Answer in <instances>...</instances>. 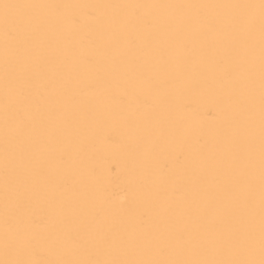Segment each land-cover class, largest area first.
Instances as JSON below:
<instances>
[{
  "label": "snow or ice",
  "instance_id": "1",
  "mask_svg": "<svg viewBox=\"0 0 264 264\" xmlns=\"http://www.w3.org/2000/svg\"><path fill=\"white\" fill-rule=\"evenodd\" d=\"M0 264H264V0H0Z\"/></svg>",
  "mask_w": 264,
  "mask_h": 264
},
{
  "label": "bare ground",
  "instance_id": "2",
  "mask_svg": "<svg viewBox=\"0 0 264 264\" xmlns=\"http://www.w3.org/2000/svg\"><path fill=\"white\" fill-rule=\"evenodd\" d=\"M119 135L118 130L112 127H106L103 136L115 137ZM98 150L101 154L100 167L101 169L122 162L123 160V147L120 143H109L101 139L98 142Z\"/></svg>",
  "mask_w": 264,
  "mask_h": 264
}]
</instances>
